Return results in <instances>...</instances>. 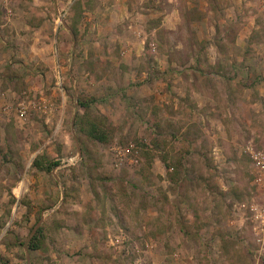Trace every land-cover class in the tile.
I'll return each mask as SVG.
<instances>
[{"label":"rangeland","instance_id":"374dc122","mask_svg":"<svg viewBox=\"0 0 264 264\" xmlns=\"http://www.w3.org/2000/svg\"><path fill=\"white\" fill-rule=\"evenodd\" d=\"M263 144L264 0H0V264H264Z\"/></svg>","mask_w":264,"mask_h":264},{"label":"built area","instance_id":"2783aa9c","mask_svg":"<svg viewBox=\"0 0 264 264\" xmlns=\"http://www.w3.org/2000/svg\"><path fill=\"white\" fill-rule=\"evenodd\" d=\"M20 115H25V111L21 110ZM250 158L251 166L254 171V184L261 193V199L258 207L250 205L249 220L251 223V232L256 242L257 253L264 255V144L261 148H246ZM121 155V151L117 152V156ZM240 209H246V204H239Z\"/></svg>","mask_w":264,"mask_h":264},{"label":"trees","instance_id":"16d2710c","mask_svg":"<svg viewBox=\"0 0 264 264\" xmlns=\"http://www.w3.org/2000/svg\"><path fill=\"white\" fill-rule=\"evenodd\" d=\"M80 108H83L84 110H87L89 108V103L85 101H79ZM78 123L81 128V132L85 134V136L93 141H97L100 143H104L107 141V134L104 128H102L99 122L97 123L94 120H91L88 117L87 112H84V115L78 120ZM33 167L39 171L44 173H50L53 168H55L58 163L57 162H51L50 160L46 159L44 156H37L33 160ZM40 233L41 230H38V232L33 236L31 239L28 249L30 251H36L40 248Z\"/></svg>","mask_w":264,"mask_h":264},{"label":"crops","instance_id":"0c3cea01","mask_svg":"<svg viewBox=\"0 0 264 264\" xmlns=\"http://www.w3.org/2000/svg\"><path fill=\"white\" fill-rule=\"evenodd\" d=\"M186 79H189V78H186ZM174 81H176V80H173L172 82H174ZM177 81H178V80H177ZM189 81H191V80L189 79ZM185 83L188 85V87H190L191 92H194V89H193L192 85L189 84L188 81H186V80H185ZM171 89H172L173 92H174V91H177L176 88H171ZM248 157H249V156H248ZM249 160H250V158H249Z\"/></svg>","mask_w":264,"mask_h":264},{"label":"water","instance_id":"95a60500","mask_svg":"<svg viewBox=\"0 0 264 264\" xmlns=\"http://www.w3.org/2000/svg\"><path fill=\"white\" fill-rule=\"evenodd\" d=\"M27 263L29 262V256L26 254Z\"/></svg>","mask_w":264,"mask_h":264}]
</instances>
